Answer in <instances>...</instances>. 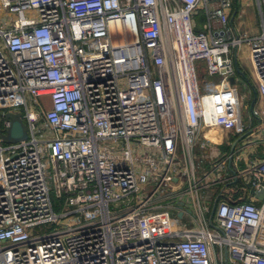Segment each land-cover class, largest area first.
<instances>
[{"label": "built area", "instance_id": "obj_1", "mask_svg": "<svg viewBox=\"0 0 264 264\" xmlns=\"http://www.w3.org/2000/svg\"><path fill=\"white\" fill-rule=\"evenodd\" d=\"M258 2L253 38L231 24L233 0H0V264H264V159H216L206 184L195 163L198 147L248 131L243 44L264 99ZM7 112L22 114L26 141L4 143ZM240 177L254 201L235 198Z\"/></svg>", "mask_w": 264, "mask_h": 264}, {"label": "crops", "instance_id": "obj_2", "mask_svg": "<svg viewBox=\"0 0 264 264\" xmlns=\"http://www.w3.org/2000/svg\"><path fill=\"white\" fill-rule=\"evenodd\" d=\"M233 2H234V6L231 15V24L233 25V27L238 32L247 33L249 36L253 38L260 36L263 29H262V19L260 15L258 0H233ZM200 10L204 12V16H205L204 9L201 8ZM197 16H195L194 21L197 24L198 28L203 29L206 23V16L202 26L199 25L196 19ZM242 46L246 47L249 58L248 45L243 44ZM239 78L242 77L239 76ZM254 88L256 89L255 86ZM249 94H250V101H249L250 103L248 106V110L251 111V105L255 101L253 106L254 111L253 112L251 111V113H253L254 116L252 115L253 116L252 122L250 123V127L248 128V131L245 133V135L238 137L239 139L242 137L243 138L237 143L234 149V154H233L234 158L230 165L231 167L230 169L232 170H239L244 168L246 166V163L249 162L250 160L264 159V99L258 96L255 100L253 88L251 87L249 90ZM255 121H257L258 124L256 128H254L256 124ZM217 132L218 130H216V132L215 131L210 132L207 134V137L213 139L214 141L219 142L221 139L220 137L221 133L217 134ZM236 137L237 136L234 135L233 133L225 132L222 135L223 143H224L222 146H213L212 148L198 147L197 151L201 155H203L204 161L206 160L209 163L210 161L212 160L214 161L215 159H219V160L223 159L225 156L231 155V149H232L231 143ZM238 156L241 159L236 164V160ZM229 173H232V171L229 170ZM207 181H209V178H207L206 175L204 178V182L206 183ZM240 183L245 186V182L242 177L238 178V181L237 180L231 181L228 184L230 189L235 192V198L237 199V201H254L251 190H249L247 187H243ZM261 204L262 202H258V205Z\"/></svg>", "mask_w": 264, "mask_h": 264}, {"label": "rangeland", "instance_id": "obj_3", "mask_svg": "<svg viewBox=\"0 0 264 264\" xmlns=\"http://www.w3.org/2000/svg\"><path fill=\"white\" fill-rule=\"evenodd\" d=\"M6 17L7 16L4 13L3 9L0 8V23ZM196 19H197L199 25L202 26L203 22L205 21L204 12L202 10L199 11ZM246 53H247V49L245 46L244 47L242 46L239 48L238 54H237L238 63H239L240 68L244 71L246 79L245 78H238L237 86H238V90H239V95L243 101L242 110H243L244 125L246 128H249L250 123L252 122V118L254 116V114L251 113L250 110H248V106L250 103L249 102L250 101L249 90H250V87H254L255 84H254L252 69L250 66L249 58H248V53L247 54ZM201 63L205 64V62H201ZM29 106L31 107V109H33L35 111L37 110V107L35 105H33L32 102H29ZM48 108H49V101L46 99L45 110ZM0 114H1V112H0ZM42 115H43V110H42V113L39 114L37 129L41 130L45 139H51L53 137V133L50 130V128L46 125L45 120L43 119ZM0 121H1V119H0ZM255 122H256V124H255L254 128H256L258 125L257 121H255ZM217 134H218V132H217ZM202 141H203V139L201 138L199 140V142H202ZM198 145H199V143H198ZM215 160L210 161V163L207 162L206 160L204 161L203 155H201L198 151H196L195 163H196V167H197V176L202 181L203 184H206L204 182V178L206 175L210 174ZM49 184H50V189H51L52 203H53V207H54L55 212L58 214H61V213H64V212L70 210V208H68L65 205V200H64L65 195L63 192H61V187H60V184L58 182V176L57 175H52L51 177L49 176ZM241 185L243 187H245L243 184H241ZM214 189H215V187L212 189H203L201 192L202 197L208 200L213 195V193L215 191ZM187 217H190V216L187 215L186 218ZM54 228H56V226H54L53 228H51L50 226H42V227H38L37 232H39L40 235H43V234H47V233L52 232Z\"/></svg>", "mask_w": 264, "mask_h": 264}, {"label": "water", "instance_id": "obj_4", "mask_svg": "<svg viewBox=\"0 0 264 264\" xmlns=\"http://www.w3.org/2000/svg\"><path fill=\"white\" fill-rule=\"evenodd\" d=\"M236 67H237V73L239 76H241L242 78L246 79L245 73L240 69L238 62L236 63ZM231 82L234 84L235 80L232 79ZM253 93L255 96V100L258 97L257 91L255 90V88L253 89ZM255 101L252 103L251 105V111L253 112V106H254ZM6 118L9 121V126L6 128L5 133L2 134V139L4 141V143L6 144H16L19 143L21 141H26L29 138V128L27 126V124L25 123L24 119L22 118V114L20 112H7L5 114ZM243 138V137H242ZM240 138L239 140H237L231 149V153L234 152V149L237 145V143L242 139ZM216 205H217V201L214 204L213 207V213L216 209ZM182 216V213L179 214V217Z\"/></svg>", "mask_w": 264, "mask_h": 264}, {"label": "trees", "instance_id": "obj_5", "mask_svg": "<svg viewBox=\"0 0 264 264\" xmlns=\"http://www.w3.org/2000/svg\"><path fill=\"white\" fill-rule=\"evenodd\" d=\"M254 89V87H252Z\"/></svg>", "mask_w": 264, "mask_h": 264}]
</instances>
